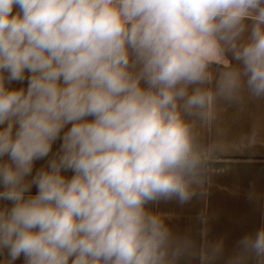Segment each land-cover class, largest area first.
<instances>
[{
    "label": "clouds",
    "instance_id": "9594fccd",
    "mask_svg": "<svg viewBox=\"0 0 264 264\" xmlns=\"http://www.w3.org/2000/svg\"><path fill=\"white\" fill-rule=\"evenodd\" d=\"M245 92L264 99V0H0V264L219 254L148 206L204 189L203 130ZM238 248L264 264V227Z\"/></svg>",
    "mask_w": 264,
    "mask_h": 264
},
{
    "label": "crops",
    "instance_id": "0c3cea01",
    "mask_svg": "<svg viewBox=\"0 0 264 264\" xmlns=\"http://www.w3.org/2000/svg\"><path fill=\"white\" fill-rule=\"evenodd\" d=\"M227 58L237 65L231 54ZM203 135L218 148L204 189L184 205L172 200L148 207L164 215L174 232L190 233L197 250L205 242L221 244V252L214 257L202 260L197 251L182 257L178 264H230L240 253L238 242L264 227V99H254L245 92L238 105L219 101L216 123L212 129L203 130ZM58 147L59 141L53 151ZM44 164V160L37 161L35 169ZM36 191L33 186L31 194ZM201 212L207 214V224L196 221ZM16 264H23V257ZM243 264H257V260L247 257Z\"/></svg>",
    "mask_w": 264,
    "mask_h": 264
}]
</instances>
